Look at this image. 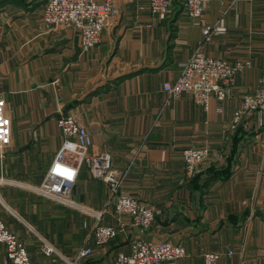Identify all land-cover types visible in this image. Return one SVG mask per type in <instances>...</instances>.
I'll list each match as a JSON object with an SVG mask.
<instances>
[{"label": "crops", "instance_id": "1", "mask_svg": "<svg viewBox=\"0 0 264 264\" xmlns=\"http://www.w3.org/2000/svg\"><path fill=\"white\" fill-rule=\"evenodd\" d=\"M46 1L0 0V96L13 130L12 145L0 157V214L32 259L56 258L44 252L45 242L64 255L93 244L98 220L120 225L110 185L85 164L69 196L72 204L36 191L65 138L58 119L73 113L93 137L89 153L108 152L124 173L121 191L155 209L144 236L186 247L187 256L175 264H204L208 251L223 254L219 264H264V114L244 118L234 130L229 126L242 96L264 79V0H208L196 20L182 0H171L164 20L145 2L114 0L117 12L89 51L74 29L43 22ZM204 25L211 26L209 39ZM199 46L244 64L232 97H212L208 110L190 93L170 98L163 90ZM238 128L245 134L231 176L204 190L202 181L192 188L183 149L208 147L221 155L204 161L195 174L218 167ZM135 234L127 225L96 247L93 262L113 264ZM0 264H12L1 243Z\"/></svg>", "mask_w": 264, "mask_h": 264}, {"label": "built area", "instance_id": "2", "mask_svg": "<svg viewBox=\"0 0 264 264\" xmlns=\"http://www.w3.org/2000/svg\"><path fill=\"white\" fill-rule=\"evenodd\" d=\"M145 2L153 16L166 19L171 12V0H128ZM208 0H182L190 19L203 16ZM238 0H229L230 4ZM117 12L114 0H47L42 13L43 22L50 27H70L80 37L81 47L89 51L101 41L102 32ZM211 26L204 25L202 31L207 39ZM220 30V28H217ZM244 64L241 61L230 62L207 54L199 46L185 62L176 80H166L163 90L170 98L190 93L194 101L205 110L209 109L212 97L224 102L232 97L239 71ZM221 111V108L219 109ZM264 114V79L257 87L245 93L230 120V128L236 129L244 118ZM58 125L64 134V141L58 150L49 170L36 191L50 199L71 203L69 196L78 177L81 165H87L89 172L110 185L115 214L120 225L102 224L99 220L94 225L92 235L94 243L80 247L74 255L62 254L54 245L45 242L44 252L56 256L51 261L40 262L32 259L26 243L5 222L0 214V243L5 246L6 255L12 264H95L93 257L97 246H103L116 238L129 225L137 229V234L130 238L128 250L118 251L113 264H175L187 256L186 247L171 240H151L145 232L156 219L155 209L147 206L138 198L121 191L124 173L112 165L111 155L106 151L89 153L93 146V137L89 129L73 113L62 114ZM12 120L8 112L7 100L0 96V157L12 145ZM68 156L76 157L69 161ZM185 171L192 177L200 165L212 156L214 161L220 154L212 155L208 147H187L182 151ZM98 219L102 213H96ZM229 253H232L230 251ZM221 252L208 251L203 254L204 264H219Z\"/></svg>", "mask_w": 264, "mask_h": 264}, {"label": "trees", "instance_id": "3", "mask_svg": "<svg viewBox=\"0 0 264 264\" xmlns=\"http://www.w3.org/2000/svg\"><path fill=\"white\" fill-rule=\"evenodd\" d=\"M242 130V128H238L236 130V133L232 139V144L230 145V153H228L225 163L219 165L218 167H208L205 171L193 175L190 180V185L192 186V188L194 187V185L202 181L204 185H201L200 189L204 190L203 188H205L208 183L218 180L225 181L231 176L233 167L236 163V157L238 156L240 143L239 141H241L242 137H244L245 134Z\"/></svg>", "mask_w": 264, "mask_h": 264}, {"label": "rangeland", "instance_id": "4", "mask_svg": "<svg viewBox=\"0 0 264 264\" xmlns=\"http://www.w3.org/2000/svg\"><path fill=\"white\" fill-rule=\"evenodd\" d=\"M29 184V183H28ZM31 185V184H30ZM32 188V186H30V189ZM78 213V212H77ZM78 221H80L79 219H77ZM80 222L78 223V226H79ZM44 238H46L47 240H50L53 241L54 237H51V236H48V235H45Z\"/></svg>", "mask_w": 264, "mask_h": 264}]
</instances>
